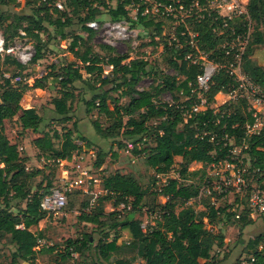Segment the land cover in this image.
Here are the masks:
<instances>
[{
  "label": "trees",
  "instance_id": "1",
  "mask_svg": "<svg viewBox=\"0 0 264 264\" xmlns=\"http://www.w3.org/2000/svg\"><path fill=\"white\" fill-rule=\"evenodd\" d=\"M54 2L55 0H37V5L28 13L24 8L13 12L3 10L2 5L18 3L17 0H0V30L7 36L4 38L5 45H10L24 36H33L36 40L34 53L26 63H21L9 54L0 56V235H8L11 243L15 245V250L11 253V263L32 260L35 252H38L33 248L38 244V240L43 238V233L41 230L32 231L31 227L48 215L40 207V202L55 184L48 174L43 175L42 169L28 170V157L21 153L19 146L10 145L4 131V121L16 116L22 131L41 133L33 139V145L37 155L45 160V166L51 161L58 164L59 160L69 159L75 153L83 154L82 144H78L76 138L84 141L83 146L91 145L87 137L77 133L75 121L72 122V127H64L62 132L56 129L39 131L41 115L34 107L23 108L20 105V99L27 88H44L45 85L40 81L43 76L36 78L33 84L27 87L12 83V79L25 69L24 65L28 62L35 64L43 58L44 48L40 45L41 39L38 35L46 29L44 23L54 25L55 33L60 39H64L69 37L65 35L64 29L71 26L73 18H76L87 36L71 37L68 48L72 51L76 63L62 66L61 74L54 77L58 79L59 94L53 97L51 104L59 122L64 124L72 119L69 112L74 94L69 86L77 81L82 82L92 92L91 97L85 100V111L90 113L95 109L99 115L111 120L107 127H102L96 121L91 123L98 135L103 138H115L120 133L126 137L132 144L134 154L147 153L145 164L156 174H167L175 163V157L181 158L178 176L167 177L160 187L157 194L166 200L158 208L153 225L147 226L145 230L141 228V221L137 218L119 219L120 209L118 210L117 206L124 202L126 205L130 203L131 207L136 209L147 194V189L142 187L132 174L114 171L103 177L102 186L107 193L102 199H114L113 206L117 209L109 212L103 209L82 211L78 219L93 225H106L114 231L126 230L130 239L118 243V234L110 238V233L105 231L93 245V251L108 262L116 255L115 264H131L136 259H141L144 264H220L225 257L215 259L211 252L214 246H224V235L220 232H207L203 218H206L207 223L213 224L220 216L226 214V222L235 224L236 221L241 227L255 220L247 216L246 198L242 202V199L235 197L232 202L216 205L217 200L223 198L226 192H201V188L209 185L210 180L204 169L228 154L229 146L222 139L224 135L232 137L234 145L242 144L244 125L246 122H252L246 101L241 99L228 105L207 107L185 119L174 103L189 105L196 99L191 91V83L199 72V66L188 64L183 59L184 52L168 44L169 37L163 34L161 20L142 15L141 7L136 19H131L126 6L138 0H63L62 9L57 8ZM80 11L86 12L82 18L77 17ZM102 11L106 12L111 20L127 19L131 28L145 29L151 34V44H159L155 41L157 39L163 41L162 47L167 55L168 65L181 78L177 80L174 75H167L161 83L140 89V79L151 71L147 58H129L127 53H118L109 44L100 45V49L106 52L105 57L95 51L89 42L94 30L89 28L86 22L95 19ZM248 11L254 26L242 53V69L264 90V0H249ZM53 15H56V18H53ZM188 24L199 34L200 48L208 52L209 56L225 61L226 49L222 48L221 44L226 32L217 34L212 30L213 27L220 26V22L217 24L211 17H205L201 21H190ZM245 24L246 21L240 16L229 22L236 33L243 32L246 29ZM181 29L182 25L177 26V31ZM20 30L24 31L25 35L22 36ZM253 56H256L254 60ZM104 65L109 66V70L103 75ZM105 86L107 88H103ZM234 87L233 78L224 68H220L214 74L205 95L209 102H213L216 93H225ZM163 92H168L174 103L157 104L155 97ZM110 104L112 108L109 107ZM171 118L177 126L169 123ZM55 140H58L59 144H56ZM244 140L247 148L242 152L249 157L252 181L254 184H261L264 181V126L259 133L246 136ZM118 145L122 146L121 143ZM95 154L91 166L100 168L107 153L98 148ZM192 162H200L202 167L191 171L189 165ZM60 171L61 169L59 173ZM198 172L205 174L203 184L187 182L191 175ZM40 173L43 175L41 183L32 190L30 179ZM248 184L253 185L249 181ZM201 194H205L210 200L206 203V211L196 212L191 206L185 205L189 199ZM244 196L246 197V194ZM212 197L215 198V203ZM13 201L22 202L16 214L11 211ZM176 206H179L178 211H175ZM103 217L106 220H103ZM18 224L22 227H18ZM261 238L262 235H258L255 242ZM93 242L90 234H84L81 239L68 241L63 251L57 255L64 261L72 252L81 254L85 248L92 246ZM251 257L253 260L250 264H264V249L254 250L253 254L247 257L248 260ZM240 262L236 264H242V261Z\"/></svg>",
  "mask_w": 264,
  "mask_h": 264
},
{
  "label": "rangeland",
  "instance_id": "2",
  "mask_svg": "<svg viewBox=\"0 0 264 264\" xmlns=\"http://www.w3.org/2000/svg\"><path fill=\"white\" fill-rule=\"evenodd\" d=\"M17 3L18 5H14L12 3L2 5V9L13 12L24 8L25 12L31 13L33 9L32 7L37 5V0H17ZM85 13V11H80L79 14H77V17L82 18ZM129 13L132 14L133 10L129 9ZM53 18H56V15H53ZM73 19L74 20L71 26L69 25L64 29L65 35L69 36L64 39H60V37L55 33L56 27L54 25L44 23L46 25V29L38 35L41 39L40 45L44 48L43 58L35 64L28 62L24 65L25 69L21 71L18 76L12 79V83L19 87H27L31 86L36 78L43 76L40 81L45 85L44 88H27L19 102L23 108L34 107L41 115L42 122L39 126V131H51L56 129L58 132H62L64 127H72V122L75 121L78 131L77 133L84 135L89 140L90 138H92V140L96 139L95 142L90 140L91 145H93L96 149L101 148L106 151L107 154L104 157L103 164L101 165L102 168L100 167L101 170L100 168L95 167L91 170V173L100 180L99 185L96 183V186H94L96 192H94V194H90V192L85 193L75 189L68 191L66 193L67 203L62 208L61 213H49L35 226L31 227L32 231L41 230L43 233V238L39 239L38 244L33 248L38 251L35 252L34 258L29 261L19 260L15 264H115L116 255L113 256L111 262L103 260L97 255V253H95V251H93V245L97 243L98 239L103 236L105 231L110 233V238L114 234H118V243L130 239L128 232L120 229L115 231L110 230L106 227V225H93L78 219V216L82 211H100L103 209L104 211L109 212L117 209L113 206L114 199H102L104 193L100 191L103 177L113 173L114 171L132 174L136 177L141 186L147 189V194L144 196L136 209H133L130 203L127 204L128 208H122L120 205L117 206L118 210L120 209L119 219H122L123 217L137 218L141 221V223L146 221L147 226H150L157 218L158 208L166 200L165 197L157 194L165 179L164 177H161V175L159 176V174H156L145 164V156L147 153L134 154L132 152L133 150L129 147V145L132 147V144L120 133L115 138H103L95 132L93 126L91 125L93 121L101 124L102 127H107L111 124V120L106 119L103 115H99L95 109L90 113L85 111V100L89 99L92 95V92L88 89L86 84L77 81L71 87L69 86L74 94L69 112L72 119L64 124L59 122L58 116L54 112L51 104L53 97L59 94L58 79H54V77L61 74L60 69L62 66H65L68 63H76V59L72 51L68 48L71 37L75 35H82L83 37L87 36V33L81 28V23L76 18ZM95 19L101 23L105 19H108V15L106 12L102 11ZM250 20L252 30L254 21L251 18ZM161 21L163 22V34H165L166 37H169L173 31V23L166 19H162ZM0 33L6 39L7 36L3 33V30H0ZM225 40L226 37L223 39L222 43H224ZM14 41L19 46V51L24 48L28 51L30 57L33 55L34 46L36 44V40L33 36H24V38ZM150 41L151 34L145 29L130 28L127 39L118 42L113 46L116 52L127 53L129 58H147L151 71L147 75L142 76L138 83V87L147 89L151 86H155L156 84L161 83L163 77L167 75H174L177 80L180 79L181 76L177 75L176 71L168 65L167 55L163 51L162 47L163 41L158 39L155 40L159 42V44L156 45L151 44ZM89 42L95 51L105 57L106 52L100 49V45L107 44L103 31L94 30ZM227 42H230L235 48H240L242 46L244 49L246 48V45L241 38L239 40L227 39ZM10 56L15 57L13 55ZM255 58L256 56L252 57L253 60ZM103 68L104 75L109 70V66L104 65ZM97 85L98 83L95 88ZM103 88H107V86ZM112 95H115V93H112ZM213 99L214 101L210 103H213L216 107L223 104L228 105L232 102L227 99L224 92L216 93ZM121 100L125 102L124 99ZM155 101L157 104H166L167 102H172V99L168 92H163L159 94V96L155 97ZM109 107L112 108V105L110 104ZM169 123L173 126H177V123L173 120V118L169 119ZM4 131L10 145L23 147V150L20 151L28 157V160L26 161L28 170L37 168L42 169L44 176L48 174V177L52 178V182L55 185H60L62 182V174L59 173V169H62L61 165L59 163H52L51 161L47 162V165L45 166V160L37 155V150L33 145V139L41 133H35L31 130L22 131L17 123L16 116L12 119L4 121ZM76 141L78 144H82L83 151L89 149V146H83L84 141H81L80 138H76ZM55 143L59 144V141L55 140ZM118 143H121L122 146H119ZM150 144H152L151 141ZM92 151H95V149L92 148ZM179 163L180 160L175 159V163L169 170L168 175L172 177L178 176L180 171ZM0 166H2V164ZM201 167V163L192 162L189 165V170L192 171ZM204 170L207 174L208 166H206ZM41 174L42 173L35 175L30 179V186L32 190H34L38 184L41 183L43 176ZM71 175L72 174H69V176ZM204 175L205 174L198 172L196 175H191L187 182L195 181L196 183L203 184ZM246 177L250 184H254V181H252L253 173L249 168ZM91 190L94 189L91 188ZM245 192V190L242 193H236L231 190L227 191L225 195H223V198H219L217 200L216 205H222L225 202H232L235 197L242 199L241 201L243 202L246 198L244 196L246 194ZM92 197H95L94 206L91 209H87V202ZM209 202V198H207L205 194H201L198 197L189 199L185 205L191 206L196 212H203L206 211V203ZM1 205L2 201L0 199V207ZM21 205L22 202L13 201L11 203V211L14 214L18 213ZM178 209L179 206H176L175 211H178ZM102 219L106 220L105 217ZM226 219L227 215L223 214L216 223L209 224L207 223L206 218H203L204 229L207 232L211 234H217L220 232L224 235V246L221 248L214 246L211 252L215 259H222L223 256L225 257L223 262L220 264H236L238 262L241 263L240 261H247V257L251 256L254 250L264 249V218L251 221V223L247 224L245 227H241L240 223L236 221L235 224H229L226 222ZM84 234L91 235L94 240L92 246L85 248L81 254L72 252L69 258L64 261L60 260L57 254L63 251L68 241L81 239ZM258 235H262V238L256 243L255 239ZM50 248L53 250H50ZM14 250L15 245L11 243L9 236L0 235V264H13L11 263V253ZM131 264H144V262L141 259H136Z\"/></svg>",
  "mask_w": 264,
  "mask_h": 264
},
{
  "label": "built area",
  "instance_id": "3",
  "mask_svg": "<svg viewBox=\"0 0 264 264\" xmlns=\"http://www.w3.org/2000/svg\"><path fill=\"white\" fill-rule=\"evenodd\" d=\"M249 0H138L131 5L126 6L127 9H132L133 13H129L131 19H136L137 12L141 7V14L150 16L156 20L166 19L173 23V31L169 36L168 44L175 49L184 52L183 59L188 64H196L199 66V72L196 74L193 83H191L192 93L195 94V100L189 105L182 103H174L175 107L181 111L186 119L191 114L205 110L207 107L215 108L216 105L210 103L205 95L209 84L214 74L224 68L228 75L235 81V87L225 92L227 99L233 102L245 100L247 103V111L250 113L252 122H246L244 125V137L242 144L234 145L233 138L224 135L222 139L225 144H228V154L217 162H212L208 165L207 177L210 178L209 185H204L201 192L210 193L211 190L220 192L234 191L242 193L246 191V206L247 216L251 220L264 218V181L249 186L246 174L249 168V157L242 150L247 148L245 143L246 136L257 134L264 126V90L253 81L242 69V53L244 47H233L227 39L239 40L240 38L247 44L251 33V20L248 11ZM57 8L62 9V1L54 2ZM240 16L246 21V29L241 33H236L234 27L229 25L236 17ZM205 17H211L213 22H220V26L212 28L217 34L225 33L226 40L221 44L225 48V61L215 59V56L204 51L199 46V34L193 31L190 26V21H201ZM86 25L97 31H103L107 44L114 46L118 42L127 39L129 34L130 23L127 19L111 20L105 19L99 22L96 19H91L86 22ZM183 26V29L177 31V26ZM19 33L23 36L25 32L20 30ZM9 54L13 55L21 63H26L29 59V53L26 49L19 51V46L13 42L10 45H5L3 35L0 33V56ZM213 138V136L211 137ZM131 148V146L129 145ZM23 150V147H19ZM61 165L60 174H62V182L60 185L51 187L40 202V207L49 213H61L62 208L67 203L66 193L72 189L80 190L85 193L94 194L96 183L99 185V178L91 173L92 166L86 164L85 155L73 154L69 159L59 160ZM1 165V164H0ZM221 168V169H220ZM259 169H254L258 171ZM69 174H72L69 176ZM172 177L167 174H159V176ZM175 177V176H173ZM165 181V180H164ZM249 187V189H248ZM93 188L94 190H91ZM102 193H107L105 188L100 187ZM215 203V198L212 197ZM95 197L88 201L87 209L94 206ZM122 208L128 206L122 202L119 204ZM118 205V206H119ZM153 225V224H151ZM22 227L21 224L17 225ZM141 228H147V222L143 221L140 224ZM253 260L251 257L247 261H242V264H250Z\"/></svg>",
  "mask_w": 264,
  "mask_h": 264
},
{
  "label": "crops",
  "instance_id": "4",
  "mask_svg": "<svg viewBox=\"0 0 264 264\" xmlns=\"http://www.w3.org/2000/svg\"><path fill=\"white\" fill-rule=\"evenodd\" d=\"M132 58V57H131ZM140 89H143V88H140ZM97 138H99V137H97ZM90 140H92V138H90ZM96 140V139H95ZM95 140H92V142H95ZM98 140V139H97ZM94 144H96V143H94ZM92 148L93 149H95V151H92ZM96 148H94V146L93 145H90L89 146V149L88 150H85L84 152H86V153H83V155H85V162H86V164H88V166H89V164L91 165L92 164V162L94 161V158H95V156H96ZM88 151V152H87ZM90 151V152H89ZM112 154V153H111ZM115 154V153H114ZM175 159L176 160H180L181 161V158L179 157V156H176L175 157ZM197 163H200V162H197ZM201 166H202V164H201ZM93 168V167H92ZM102 168V167H101ZM100 168V169H101Z\"/></svg>",
  "mask_w": 264,
  "mask_h": 264
}]
</instances>
